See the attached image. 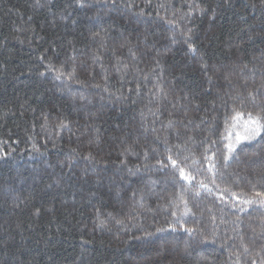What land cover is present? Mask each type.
Here are the masks:
<instances>
[{"label": "trees", "instance_id": "16d2710c", "mask_svg": "<svg viewBox=\"0 0 264 264\" xmlns=\"http://www.w3.org/2000/svg\"><path fill=\"white\" fill-rule=\"evenodd\" d=\"M83 3L0 0V264H264V0Z\"/></svg>", "mask_w": 264, "mask_h": 264}, {"label": "snow or ice", "instance_id": "6c2138e0", "mask_svg": "<svg viewBox=\"0 0 264 264\" xmlns=\"http://www.w3.org/2000/svg\"><path fill=\"white\" fill-rule=\"evenodd\" d=\"M37 3H39V0H37ZM79 3L81 7L84 6L83 0H79ZM193 51H195V49H193ZM249 95L253 96L252 93H249ZM253 99H254V96H253ZM232 111H233V115L231 116L232 127L233 128L241 127L244 130L245 135L242 136L240 132L235 133V143H229L228 145H226V147L228 148L229 154L236 152V147L240 142L244 140H251L254 135H258L260 133L261 128H264V123L261 122L262 118L259 115L254 116L252 112L245 113L244 111L242 110L238 111L235 108H233ZM226 123H227V120H226ZM232 135H233L232 132H227L225 138L231 139ZM168 151L170 152L171 149H168ZM176 155L179 156V153H177ZM167 160L171 161L172 167L177 168V161L173 159L171 155L167 157ZM161 166L164 167L167 165H165L163 161H161ZM178 171H179L181 178L191 182L193 177H191L190 175H185L183 167H179ZM213 183H215L214 179H213ZM201 187H206V185H203L201 183ZM198 194L199 193H197V195ZM256 195L264 197V192H257ZM233 196H235V193H233ZM141 199H143V197H141ZM242 202L245 204L253 203L252 200H244ZM101 224H103V221H101ZM186 231L189 233V235H191L193 230L186 229Z\"/></svg>", "mask_w": 264, "mask_h": 264}]
</instances>
